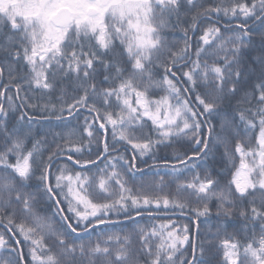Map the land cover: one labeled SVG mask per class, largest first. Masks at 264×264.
I'll list each match as a JSON object with an SVG mask.
<instances>
[{
  "label": "snow or ice",
  "instance_id": "6c2138e0",
  "mask_svg": "<svg viewBox=\"0 0 264 264\" xmlns=\"http://www.w3.org/2000/svg\"><path fill=\"white\" fill-rule=\"evenodd\" d=\"M187 16L183 46L175 48L165 33ZM213 17L224 19L226 36ZM202 20L209 23L193 52L189 33ZM185 62H190L187 70L177 67ZM155 69H163L160 79ZM5 70L0 251L9 259L0 264H28V257L30 264H206L217 240L226 264H264V0L207 6L205 0H0V81ZM101 74L107 87H97ZM12 89L14 96L8 94ZM33 89L39 90V101L28 96ZM157 90L163 95L154 98ZM81 109L94 114L91 122L85 118L82 130L68 124ZM10 113H18L11 126ZM41 120L65 128L54 133L63 143H56L46 159L47 133L37 138L34 130ZM175 140L189 143L183 154H174V191L163 192V177L155 185L141 181L134 190L117 161L131 173L138 170V157ZM118 143L133 151L130 159L119 155ZM93 144L95 156L84 158ZM218 147L234 169L224 186L207 163ZM61 156L97 171L73 173L64 164L54 173ZM189 170L192 178L181 180L178 174ZM41 201L51 202L59 225L37 210ZM212 201L216 217L224 219L215 233L202 236L199 221L213 214ZM161 209L189 215L190 221L140 228L139 247L134 232L121 236L101 230L106 239L94 243L70 239L114 225L112 217L131 220L133 213L152 216ZM237 216L245 228L258 222L259 235L253 228L244 242L221 239L224 223Z\"/></svg>",
  "mask_w": 264,
  "mask_h": 264
},
{
  "label": "trees",
  "instance_id": "16d2710c",
  "mask_svg": "<svg viewBox=\"0 0 264 264\" xmlns=\"http://www.w3.org/2000/svg\"><path fill=\"white\" fill-rule=\"evenodd\" d=\"M222 0H205V4L207 5H215L221 3ZM225 3H230L231 0H223ZM191 17H183L182 18V24L178 27L171 28L168 31H166L165 35L167 36L170 43L174 44L175 48H179L183 46L184 42V32L183 27H186L188 22L190 21ZM212 23L217 24L219 27H221L222 34L225 36L228 34L225 26H224V19L220 18L218 21L213 17ZM207 20H202L200 23V26L197 28L195 32H190V43L192 45V51H195V47L199 41V36L202 33V30L208 26ZM255 27V26H253ZM259 31V29H256ZM194 58V57H193ZM178 68H182L183 70H187V67H190V62H185L181 65L177 66ZM159 73V75L156 77V79H160V77L163 75V69H155ZM19 75H24V71H19ZM97 87H107L108 83L103 81V75L97 76ZM7 83V71L5 70V76L4 80L0 81V84ZM27 90V85L24 86ZM69 91L71 92V85L69 84ZM9 95H15V90L12 89L9 93ZM28 96L35 101H39L41 99L39 90L33 89L32 91H29ZM24 93H21V96L23 97ZM159 95H163L162 92L157 90V95L154 98H159ZM70 98V97H69ZM45 100L47 97L44 98ZM53 101L55 102V97H53ZM5 106L7 107L8 101L5 99L2 101ZM14 103L16 105H20V100H14ZM99 103V101H98ZM19 111H28L32 112L31 109L22 108L19 109ZM12 116V119L9 122V126H11L12 123L15 122V117L18 115V113H10ZM94 114H90L87 109H81L79 113H77L75 118H72L68 121V124L72 127H75L77 129L82 130L85 126V118H89V122H91V116ZM213 123L216 124L217 129H219V121L213 118ZM148 127L145 129L146 133L150 132L151 129V122H147ZM95 128H98V124L94 125ZM34 130L36 132L37 138H40L44 136L45 133H47V139H46V147H45V159L47 156V153L55 148L56 143H63L58 137L54 136L55 132H64L65 128L64 125L61 122L58 121H47V120H41L38 123L34 125ZM206 132V129H205ZM153 136L154 133H150ZM86 138V137H85ZM108 139L111 141V127H108ZM188 141L187 140H175L174 143L170 147H164L163 145L157 146V148L154 150V153L149 154L145 157L137 159V165L138 170L134 169L133 172L128 173L126 172L127 166L124 165L123 161H117L118 166L123 169L126 173L125 178L128 179L129 185L132 186L135 190V188L141 183V181H144L146 183L150 184H159L160 178L163 177V192H169L174 191L175 188V177L174 174L171 171V165L175 163L174 154H183L187 150L188 147ZM30 147V145H29ZM91 151L89 152L87 149L84 152V158H88L90 155L95 156V153L97 151V146L95 144L91 145ZM117 148L119 150V155L124 156L125 158H131L133 155V151L129 148L127 151H125V147L121 146L119 143L117 144ZM223 147H218L215 149V154L210 160L207 162L209 166L212 169L213 176L216 177L220 181V185L224 186L226 185L230 179L231 174L234 171L232 166L230 164H227L221 159L223 154ZM75 155V154H73ZM113 156L117 155L116 152L112 153ZM62 158H58L53 167V172H56V168L59 166H62L64 164H68L69 168L73 170V173L76 171L84 172L88 171L89 174H93L97 171L96 166H91L90 169H81L76 165H73L70 161L66 159V156H61ZM237 164H238V157ZM167 161V166L165 162ZM198 167L196 171L200 170V162H197ZM103 167V164L100 165ZM183 167V166H179ZM180 176L181 180H190L192 178L191 170H189L188 173L181 172L178 174ZM203 175V173H202ZM135 177V180L132 179V177ZM33 184L36 183L34 180L32 182ZM171 186V189L168 187ZM215 204L216 201H212L210 204V207L213 210V214L210 217H201L200 218V228H201V235L207 236L209 234V230H211L212 233H215L217 230L218 225L223 221L224 218H217L215 215ZM37 210L47 216H50L53 221L59 225L61 223V217L59 215L55 214V209L51 202L49 201H41V203L37 206ZM112 219L116 220L117 222L114 225L109 226H101L100 228L96 229L91 234L88 233H82L80 237H77L75 234H71L70 239L74 240L76 243H80L81 240H83L84 243H88L89 240H91L93 243L96 242L97 238L99 237L102 241L103 239H106V236H101V230H103L107 234L112 233H118L121 236L129 233L134 232L135 236L134 239H136L137 244L136 246L139 247L138 242V233L140 228H144L145 230H150L153 225H159L161 223H167L169 220L174 221L177 225H183L185 223H189L190 216L189 215H179V213H173L171 210H163L156 212L154 211V214L152 216H148L147 213L136 216L135 213H133V219H128L126 216H120V217H112ZM192 227H193V235H195V224L196 221H192ZM245 221L240 219L238 216L233 217L231 219H228L226 223L223 225V230L220 232V238H234L240 242H244L245 240L249 239L252 235L251 230L255 228L256 235H259V224L258 222L256 224L248 223L247 228L244 227ZM0 232H5V229L3 227H0ZM7 235H12L11 233H6ZM50 242V241H49ZM219 240H217L210 252L206 254V264H226L224 257H223V249L216 247V245L219 244ZM23 251L25 255H27V246L25 245L23 247ZM0 259L7 260L9 259V256L7 254V251H0ZM28 264H30V257H28Z\"/></svg>",
  "mask_w": 264,
  "mask_h": 264
},
{
  "label": "water",
  "instance_id": "95a60500",
  "mask_svg": "<svg viewBox=\"0 0 264 264\" xmlns=\"http://www.w3.org/2000/svg\"><path fill=\"white\" fill-rule=\"evenodd\" d=\"M62 158V157H59V159Z\"/></svg>",
  "mask_w": 264,
  "mask_h": 264
}]
</instances>
